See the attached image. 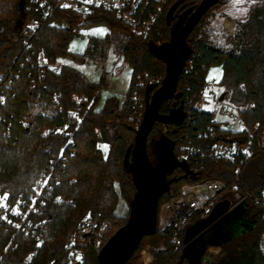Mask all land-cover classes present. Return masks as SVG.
Wrapping results in <instances>:
<instances>
[{
    "label": "trees",
    "instance_id": "1",
    "mask_svg": "<svg viewBox=\"0 0 264 264\" xmlns=\"http://www.w3.org/2000/svg\"><path fill=\"white\" fill-rule=\"evenodd\" d=\"M202 1L167 0L162 15L148 35L132 32L125 24L101 10L88 17L86 26L106 23L112 30H123L130 36V41L124 43L122 50V58L132 68L127 92L129 97L135 92L139 76L143 79L148 76L150 79L139 88L144 102L149 85L154 86L153 91L161 86L166 76V64L156 59L149 47L169 41L171 29L179 17L186 11L191 14ZM30 19L31 15L25 6L21 8V0H0V74H17L5 107V114L14 115L12 126L6 131V126L0 124V193H8L13 198L32 190L38 175L50 166L64 143L58 128L65 120L68 121L67 130L72 133L77 147L60 189L62 201L59 204L47 203L43 210L41 217L46 225L45 242L39 245L33 239L16 235L14 230L0 225L1 264H57V258L65 263V247L71 234L83 227L88 219L110 223L111 229L103 239L104 246L128 220L116 214L119 197L127 200L130 210V202L136 192L124 159L127 150L135 142L136 129L131 118L138 111L137 103H121L118 97L111 96L98 108L100 97L95 93L100 89V84L91 82L84 73L70 65L64 64L59 72L46 70L40 76L35 66L39 51H43L52 62L66 58L82 62L84 55L71 50L73 33L68 28L50 25L54 19L73 21L70 12L58 11L32 39L33 48L27 58L28 55L21 52ZM198 27L199 24L188 38L190 53L185 66L192 63L189 74L180 77L175 97L163 104L161 113L168 114L182 103L186 106L194 93H202L207 89L208 68L216 63L223 68L221 84L225 87L228 101L242 108L249 125L260 122L263 126L264 3L255 6L247 19L236 22L229 49L211 46L204 37L194 39L193 34L198 31ZM89 40L86 54L101 57L105 53L104 40ZM53 94L59 100L60 112L52 101ZM210 116L208 112L197 113L196 120L190 126L169 125L166 135L175 141L177 157L181 155L187 136L197 127L201 128ZM20 121L26 125L22 126ZM115 121L117 125L112 131L109 125ZM162 134L163 124L156 123L148 141L152 160L156 158L153 143ZM99 142L108 145V156L103 155L98 147ZM251 162L252 176L243 181L241 175L238 190L257 192L264 188V152L260 151L251 159L243 167L242 174ZM190 166L191 175H186L182 167L168 175L170 191L160 199L159 214L163 204L178 197L185 183L220 179L229 190L233 185L235 163L207 159L198 169L191 162ZM251 183H255V186L247 188ZM248 204L250 214L256 221L255 227L233 237L208 239L196 262H192L183 252L184 234L182 246L176 250L170 241V233L159 231L158 228L155 234L143 238L137 251L148 238L155 242L153 244L162 242L163 245L155 251L154 264H264V252L259 244L264 233V212L252 201ZM202 220L205 218L195 221ZM211 247L221 248V254L217 260L203 263ZM31 254L35 255V259L29 263L27 257ZM98 254L99 251L90 246L81 264H99Z\"/></svg>",
    "mask_w": 264,
    "mask_h": 264
},
{
    "label": "built area",
    "instance_id": "2",
    "mask_svg": "<svg viewBox=\"0 0 264 264\" xmlns=\"http://www.w3.org/2000/svg\"><path fill=\"white\" fill-rule=\"evenodd\" d=\"M167 0H25L26 11L31 15L29 27L26 30V39L22 47V54L30 56L33 48L32 39L39 29L44 26L58 11L70 12L73 21L54 19L50 25L66 27L74 35L86 27L88 17L98 11H104L129 27L132 32L148 35L155 27L162 15ZM228 31L233 34V28ZM130 41V36L125 43ZM18 58V57H17ZM64 63L60 60L50 61L43 51H39L36 57V68L39 75L43 76L46 70L59 72ZM118 62L113 63V69ZM192 63L184 67L183 74H189ZM106 71L105 80L110 81L114 71ZM17 74L9 72L0 74V124L6 126V131L12 126L14 115L5 114L6 102L11 91L12 82ZM181 75V76H182ZM143 82L139 81L134 94L129 97L126 93L124 103L134 101L138 103L142 96L139 88ZM103 87V86H102ZM100 97V89L95 93ZM221 95L205 89L202 93H194L185 106L186 119L184 124L190 126L196 120V114L202 112L211 113L201 128L187 136V142L182 146L180 160H185L194 165L196 169L203 165L207 159L225 160L236 164L234 169V182L230 190L226 183L220 179H206L194 183H185L178 197L162 205L158 218V230L170 233V241L176 250H179L183 242L185 230L197 219L207 218L216 203L228 192L237 191L240 186V177L243 167L253 159L260 151L264 152V125L256 122L253 125L247 123L241 107L231 104L226 99L220 100ZM81 99V97H80ZM52 101L59 107V100L53 94ZM215 106L214 110L210 109ZM228 111L227 116L219 115ZM224 117V118H223ZM25 126L24 121H20ZM141 122H137L136 130ZM68 121L58 128V133L64 139L57 156L50 166L42 171L36 178L35 184L29 193H19L13 198L8 195L7 201L2 203L6 207H0V225L6 229L14 230L16 235H23L36 241L39 245L45 242L46 225L42 219V213L47 203L59 204L62 201L63 180L68 173L70 160L76 154L77 143L71 132L67 130ZM168 124H163L164 134L169 129ZM47 132V131H46ZM190 160V162H189ZM191 169V166H190ZM192 171V170H191ZM47 180V184L43 181ZM36 193H39L37 195ZM5 193H0L3 197ZM244 199L249 203L259 205L264 212V188L257 192L245 191ZM35 200L36 203H32ZM111 228L110 223L94 219L86 220L83 227L73 232L65 247L66 262L56 259L57 264H81L90 246L100 251L103 247V239ZM221 254V248L211 247L207 253V262H213ZM35 255L27 257L29 263L33 262ZM0 260V264H1ZM156 256L150 247L142 251V259L139 264H154ZM53 264V263H52Z\"/></svg>",
    "mask_w": 264,
    "mask_h": 264
},
{
    "label": "water",
    "instance_id": "3",
    "mask_svg": "<svg viewBox=\"0 0 264 264\" xmlns=\"http://www.w3.org/2000/svg\"><path fill=\"white\" fill-rule=\"evenodd\" d=\"M220 1L203 0L191 14L189 11L184 12L173 25L170 40L162 44H152L149 47L150 53L166 64V76L157 90L153 91L154 86L152 85L147 87L145 112L140 127L136 130L134 145L127 150L124 159V165L132 176L136 192L130 202V213L126 224L120 227L99 251V264H127L138 250L143 238L153 235L157 231L160 199L163 194L170 191L171 182L168 180V175L179 167L183 168L186 175L192 174L189 163L176 156L174 140L166 134H162L153 143L156 153L155 160H152L149 155L148 141L156 123L176 126L184 124L187 114L183 103L179 107L171 109L168 114L161 113V108L177 93L179 79L190 53L189 36L202 18ZM24 6L25 0H21V8ZM225 98L226 93H223L220 100ZM227 208V203H219L210 218L198 222L186 230L184 242L193 243L197 239L204 246L209 239L206 233L211 229L213 232L221 234L222 238L236 236H232L230 232L226 234L225 228L237 222L241 216L240 210L244 211L243 208L237 211V219L233 222L228 219L225 223H217L207 229L215 218ZM255 225L256 221L251 228L243 230L240 234L253 229ZM221 231L223 233H220ZM183 260L184 257H182Z\"/></svg>",
    "mask_w": 264,
    "mask_h": 264
},
{
    "label": "rangeland",
    "instance_id": "4",
    "mask_svg": "<svg viewBox=\"0 0 264 264\" xmlns=\"http://www.w3.org/2000/svg\"><path fill=\"white\" fill-rule=\"evenodd\" d=\"M264 3V0H244L242 4H235L234 0H221L215 7H213L200 21L198 31L193 34L194 39L198 37H204L207 43L211 46L218 47L220 49H229L230 41L232 39L233 34H231L227 28L232 30L233 33L236 27V22L243 21L247 19L252 9ZM237 8L247 9L246 13L241 14L237 11ZM128 34L119 29H111L108 24L100 23L86 26L78 35H74L70 48L77 54L84 55V59L82 62L72 61L73 64L82 71V73L92 74L95 70L104 74L105 71H108V64H113L116 60H120V63L115 71V75H123L126 74V70L129 67V64L124 61L122 57L123 45L126 41ZM90 38H96L100 40H104L105 53L100 57L98 56H89L86 54V49L89 45ZM85 75V74H84ZM223 77V68L220 64H212L207 71L206 81L208 84L207 93L211 91L216 92L218 95H222L225 92V87L221 84V80ZM138 82L141 81L143 84L150 81L149 77L147 79H143L137 77ZM149 80V81H148ZM227 101L229 100L226 96ZM101 102L99 104H104L103 98H100ZM138 111L131 118V123L136 129L137 122H141L144 112H145V102L143 98L136 104ZM215 106H211L210 109L214 110ZM228 111H225L224 114L219 115V118L222 116H227ZM224 118V117H223ZM117 125V121L110 124L109 127L112 131L115 130ZM98 147L103 152V155L106 157L109 153V147L107 144H103L101 142L98 143ZM253 162L248 164L242 174L243 181H246L252 176L251 166ZM116 190L119 192V187L117 183L115 184ZM255 186V183H251L247 188H251ZM244 192L242 190L237 191H229L227 192L220 202L230 203L235 206V210L228 215L229 220L233 222V220L237 219V211L246 206L247 201L244 199ZM130 213L129 205L127 200L123 197H119L116 214L121 218H128ZM124 219V220H125ZM120 220V221H124ZM229 226V225H228ZM227 226V227H228ZM231 226V224H230ZM226 229V234L230 232V234H234L237 232V229ZM111 229V228H110ZM228 229V230H227ZM117 231V230H116ZM115 231V232H116ZM114 232V233H115ZM113 233V234H114ZM209 239H218L221 234H217L215 232L209 231L206 233ZM233 236V235H232ZM155 242L150 239H146L142 243V247H140V251H137L135 257L130 261V264H139L142 259V251L146 248L150 247L151 250L158 251L160 247H162V242L160 244H153ZM193 244V245H192ZM260 247L264 252V233L260 237L259 241ZM141 246V245H140ZM203 250V245L201 241L197 239L193 241V243H183V252L184 254L192 261L196 262L198 257L201 255ZM220 256V255H219ZM209 258L207 256L204 257L203 263L207 262Z\"/></svg>",
    "mask_w": 264,
    "mask_h": 264
},
{
    "label": "crops",
    "instance_id": "5",
    "mask_svg": "<svg viewBox=\"0 0 264 264\" xmlns=\"http://www.w3.org/2000/svg\"><path fill=\"white\" fill-rule=\"evenodd\" d=\"M120 58H122V57H120ZM72 61H73L72 59L66 58L62 62L66 65H70L71 67L81 71L80 69H78L73 64ZM116 61L118 62V65H119L120 60H116ZM117 67H115V69H113V64L112 65L108 64V69H109L108 71H110L112 69L114 71V74H113L112 78L110 79V81L105 80L104 74L106 71L104 72L103 75L101 72H99L97 70H95L92 74L84 73L85 76L91 82L100 84V98L102 96L104 103H105L106 99L111 97V96L118 97L120 102L123 103L124 97H125L126 93L128 92L129 87H130L131 77H132V68L129 66L128 69L126 70V74L118 76V75H115V71H116ZM100 102H101V100H100ZM102 106H103V104H101V105L99 104L98 108H101ZM221 200H222V198L216 203V205L213 209V212L207 218H205V220H207L208 218H210L213 215V213H214V211H215V209L219 203H224V202H220ZM227 206H228V208L226 210H224V212L220 216L215 218V220L208 226L207 229L211 228L212 226L216 225L217 223H225L228 221V219H229L228 215H230L233 212V210H235L236 208L234 205H232L230 203H227ZM243 209H244V211L240 210L241 216L237 220V222L234 223V225H231L228 227V229H231V230H233V229L238 230L237 232H235L232 235H239L243 230L251 228V226L255 223L254 217L250 214V211H249L250 207H249L248 203L246 204V206L243 207ZM202 221H204V220H202ZM198 222H201V221H195L190 226H192ZM186 230L184 232V235H186Z\"/></svg>",
    "mask_w": 264,
    "mask_h": 264
},
{
    "label": "snow or ice",
    "instance_id": "6",
    "mask_svg": "<svg viewBox=\"0 0 264 264\" xmlns=\"http://www.w3.org/2000/svg\"><path fill=\"white\" fill-rule=\"evenodd\" d=\"M234 3L235 4H242V3H244V0H234ZM237 11L240 12L241 14H244V13H246L247 9L237 8ZM47 183H48L47 180L43 181V184H47ZM36 194L39 195V193H36ZM7 199H8V193H5L3 197H0V207H6V205L3 204L2 202L7 201ZM32 203H36V201L33 200Z\"/></svg>",
    "mask_w": 264,
    "mask_h": 264
}]
</instances>
